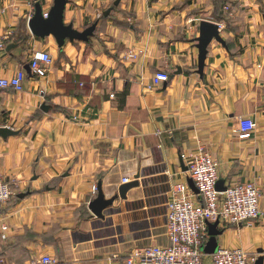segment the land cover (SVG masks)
<instances>
[{
    "label": "crops",
    "instance_id": "obj_1",
    "mask_svg": "<svg viewBox=\"0 0 264 264\" xmlns=\"http://www.w3.org/2000/svg\"><path fill=\"white\" fill-rule=\"evenodd\" d=\"M41 1L48 12L53 0ZM116 1L69 0L66 24L98 26L88 41L60 49L53 35L30 29L36 0H0L8 42L0 78L27 73L22 91L0 88V127L16 132L0 135V175L15 190L0 205L3 256L128 264L136 247L170 244L172 187L188 180V159L205 145L225 186L254 181L261 189L260 217L220 221L219 245L264 264V0ZM203 20L219 25L225 43L212 40L200 74ZM35 51L53 56L43 77L30 68ZM243 118L256 122L245 139ZM137 175L139 185L103 218L92 212L99 188L111 198Z\"/></svg>",
    "mask_w": 264,
    "mask_h": 264
},
{
    "label": "built area",
    "instance_id": "obj_2",
    "mask_svg": "<svg viewBox=\"0 0 264 264\" xmlns=\"http://www.w3.org/2000/svg\"><path fill=\"white\" fill-rule=\"evenodd\" d=\"M228 8V6H226ZM45 17H48L46 12ZM8 45L5 36L0 35V52ZM53 62L48 51H35L30 68L34 75L45 76L47 66ZM27 73L21 69L15 76L1 77L0 88L15 91L24 89ZM161 81L169 80L166 73H158ZM256 122L251 118L240 121V137H251ZM187 172L198 192L192 190L187 181L174 184L167 203L168 245H147L136 247L126 256L128 264H255L247 251L238 247H219L213 254H207L204 246L210 239L209 222L225 220L231 224L249 223L261 215V189L254 181H240L217 190L220 180L218 162L212 158L205 145H199L196 153L187 162ZM127 182V179H124ZM97 187L94 186V192ZM15 196L12 183L0 175V205L8 203ZM8 225H0V264L11 263L3 256L2 241L7 239ZM31 264H60L50 254H44Z\"/></svg>",
    "mask_w": 264,
    "mask_h": 264
},
{
    "label": "water",
    "instance_id": "obj_3",
    "mask_svg": "<svg viewBox=\"0 0 264 264\" xmlns=\"http://www.w3.org/2000/svg\"><path fill=\"white\" fill-rule=\"evenodd\" d=\"M35 13L29 20V26L32 33L38 37L45 38L49 35H53L56 39V42L60 49H63L66 41L69 40L74 42L76 40L80 41H88L91 36L95 34V30L98 26V21L85 28L84 30L75 29L72 23L66 24L64 21L65 17V9L69 0H53V4L51 5L48 13V17H45V13L43 11V5L41 0H36ZM120 0H117L115 4H119ZM111 9L107 10L105 14H108ZM215 39L222 43H225L224 39L221 36L219 25L203 20L200 25V36L197 38V47L199 49V69L198 72L200 74L203 73L205 67V60L208 53V46ZM11 134H16L15 131L11 130L8 127H0V135L6 137ZM186 167L185 170H187ZM139 175L136 176V179L131 182H126L119 188V193L114 195L111 198H106L102 189L99 188L97 197L91 201L90 209L92 212L98 217H104V211L109 206L113 204V202L118 198H126L127 192L133 186L139 185L138 181ZM188 184L192 188V190L198 192V189L191 178L187 180ZM217 190L224 191L226 186L224 185L223 180H219L216 186ZM220 221L217 220L215 222H209V233L211 235L209 241L204 246V251L207 254L215 253L220 245L217 239V235H220L223 231L217 229ZM263 259L260 258L256 264H262Z\"/></svg>",
    "mask_w": 264,
    "mask_h": 264
}]
</instances>
